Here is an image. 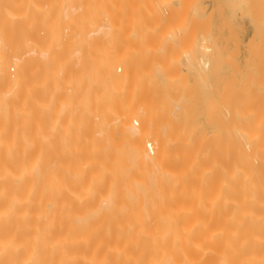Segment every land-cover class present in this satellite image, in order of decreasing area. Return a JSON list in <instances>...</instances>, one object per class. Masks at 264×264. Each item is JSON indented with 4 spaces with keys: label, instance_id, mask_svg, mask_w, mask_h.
I'll return each instance as SVG.
<instances>
[{
    "label": "bare ground",
    "instance_id": "1",
    "mask_svg": "<svg viewBox=\"0 0 264 264\" xmlns=\"http://www.w3.org/2000/svg\"><path fill=\"white\" fill-rule=\"evenodd\" d=\"M41 1L43 2L0 0V264H264V111H262L264 108L262 109V103H260L261 107L255 105L264 98V88L262 85L261 88L244 86L240 81V88L237 91L243 85L240 90L241 99L238 98L241 104L239 105L235 101L230 104L228 96L234 85L232 87L229 85L234 80L230 84L229 81H226L225 90L229 92L228 94L222 92L223 96H221L222 103H226L225 97L229 102H227V109H225V105L223 106L225 110L229 109L230 113L233 112L234 115L236 113L234 107L237 105L240 106H237L239 115H247V110L250 111L252 105L254 108H261V110L254 111L251 114L252 117L240 118H233V114V116L229 114L230 117L225 118V114L228 115V112L223 111L222 113L225 112V114H221L225 119L219 122L220 126L218 129L216 128V131L212 130V132L218 131V134L208 135L204 133L201 124L199 125L197 117L194 116L195 119H192L194 114L189 119L181 115L182 112L179 113L181 117L179 114H176L179 117H174V111L171 112L175 105L172 101V93L176 95L177 92L173 88H176L177 85L168 84L172 85L169 87L164 84L167 87L157 88L155 82L157 79L150 75V72L155 75L154 70H151L153 62L158 59L164 63L163 61L167 59L169 62H165L164 65L161 63V67L165 68L163 70L166 72L165 74L162 70L163 75L169 78H165L166 82L170 80L172 83H177L180 80H176V78L174 80L173 77L180 69L177 71L176 64H179L177 59L178 56L182 57L180 54L183 50L177 49L180 51L178 55L174 47H177L176 43L180 45L182 42L183 36L180 33L182 35L187 33L188 27L186 30L180 28V24L183 22L179 23V20L183 18L186 20L184 16L190 10L187 6L193 2L185 4V0L181 1V6L183 5L184 8L186 6L188 12H184L186 13L184 14V10L182 11L183 18L182 13L176 14L177 19L170 15L175 11L168 10L170 14L166 13L168 14L167 17L165 16L166 23H170L167 24L169 27L166 29V33L164 32L162 35H165L169 41L167 40V51L164 49L163 54H160L163 49L158 45L165 39L159 32L165 30V26H162L163 29L161 28L162 24L160 23L162 22L158 19L162 15L156 16L157 20L154 24L152 23L153 25L149 23L152 27L148 22L140 24L145 29L148 27L147 25L152 28V30L148 28L150 32L148 29L146 30L149 32V36L159 33L156 34L157 37H152L154 39L162 37V40L159 38V43V39L155 41L158 44L154 43L156 47H161V50L159 49L160 55L158 56L156 50L149 49L153 45L152 40H154L150 38L149 54L146 52L143 54L144 51H141L140 55L145 57L146 54L148 55L146 59L150 58L151 54L153 57L158 56L157 59L148 58L150 61L147 60L149 61L147 63L151 64L147 66L149 67L147 72L151 70L149 76L145 71L147 77H152L148 80L155 84L154 88L141 89L139 94L134 96L138 101L137 105L131 104V106L130 103L134 99L133 93L136 91V81L133 72L135 64L132 63L135 57L130 53L133 52L138 57V49L136 50V47L135 50L132 49V52L126 54L116 53V49L122 47V45L118 46V41L123 42L127 39L123 36H126V33L131 34L133 28L131 22L135 19H132L131 14V17L128 16L131 21L127 19L130 25L127 21L123 25L121 23L122 27H120L117 14L123 10L126 12L127 4L129 2L132 5V0ZM157 1H154V5L162 4V0ZM34 2L36 5L38 4L37 6L46 2L45 6L41 5L45 8H42L41 11V7L36 6L38 11L37 8L35 9ZM138 4H134V6ZM154 5L153 7H155ZM121 6H125L126 9ZM263 6L264 4H262ZM119 7L123 10L120 9L117 12ZM159 7L162 8V5ZM167 7L169 8V6ZM255 8L257 9V7ZM259 9L262 11L261 6ZM209 12L211 13V10ZM41 16L45 19V21L43 20L44 24ZM115 16H117L116 20H114ZM153 16L155 17V15ZM259 16L261 15L259 14ZM165 17L163 16V20ZM173 17L180 26L176 27V22L172 20ZM34 18L40 19H36L37 21L34 22ZM190 18L192 17L190 16ZM172 22H175V26ZM33 23H38L40 27ZM124 24L128 28L132 26L129 30L126 29V31L128 30L126 33ZM33 25L42 27L43 31L39 32L40 29L37 28L39 29L37 30ZM178 27L181 29L180 32L177 30ZM135 28L137 26H134L133 32L137 30ZM35 29L41 35L37 34ZM182 29L186 33L185 31L181 32ZM204 29L207 30L206 27ZM92 30L95 32L91 33ZM190 30L194 31L193 27ZM202 31H198V33H202ZM189 35L191 36V34ZM193 35L195 36L196 32ZM231 35L230 33L229 36ZM35 36L36 40L40 38L39 42L41 40V43L43 41L45 45L50 39V42H56V39V43H60L64 39H70V36L71 39L75 36L79 42L87 38L88 42L91 36L94 41L96 39L99 49L94 42L93 45L95 44L96 48L93 46L94 48L92 47L93 49L91 48L92 50L89 52L98 50V56L87 53L86 47H83L86 49L84 51H82L83 48L78 50L82 53L86 52L87 58L89 55L97 57L95 67L91 69L92 66L88 68L86 65H92L93 61L91 64L89 61L85 65L86 53L78 54L82 55L81 59L84 61V65H82L84 69L82 66V68L79 67L80 71L82 69L80 72L82 86L74 87L72 72L67 74L66 67H64L67 66V62H63L62 68H65V70L61 68L63 74L59 68H54L59 70L58 74L60 73L57 80L63 79L61 74L62 76L68 75L67 78L63 77L66 81L69 76L71 77L68 80L71 81V86L69 83L70 87L68 84L66 85L64 79V81L62 80L64 84L59 81L60 85H64L63 87H60L56 81L58 84L54 83L57 87V89L54 88V92L47 89L50 85L45 80L47 76H45L46 73H43L44 68L41 69L44 66L39 63L42 58H46L45 55H50L49 47L46 48L47 46L44 45L48 50L41 54L40 48L39 54L42 57L39 61H37L39 57L35 60L42 66L39 70L44 74H42L44 77L41 75L44 78L43 84L40 83L43 88L38 93L34 91L32 78L35 77L32 67L34 70L35 63H33L34 59L31 58V54L34 57L35 54L32 52H37L38 50L34 48L39 46H34ZM205 37L204 39H207ZM192 38L194 39V37ZM47 39L48 41H46ZM131 39L128 38V42ZM136 39L137 34L133 40ZM211 39H213L212 36ZM186 40L188 41V39ZM70 41L73 42V40ZM134 41H130V45L138 46V39L135 41L136 43H133ZM128 42L124 44L125 46L123 45V49L130 47ZM209 42H213V40L209 39ZM257 43L254 46H257ZM61 45L62 43L58 44L59 47ZM156 47L154 48L156 49ZM45 48H42V51H45ZM172 49H175L176 52L173 51L172 58H168L170 56L168 53ZM204 50L206 51V49ZM215 51L217 52V50ZM94 52L92 53L94 54ZM253 53L249 55L252 56ZM182 54L185 57L182 60L183 63L187 61L188 64L186 59L188 54ZM262 54L264 56V53ZM161 55L165 57V60L164 57L162 60L159 59V57L162 58ZM180 58L181 61L182 58ZM217 59L219 58H216V62ZM229 59L231 60V58ZM205 60H203L205 68L202 67L204 71L209 66V60H207L208 62ZM190 61L192 62V59ZM194 62L198 61L194 60ZM200 62L202 61L200 60ZM200 62L197 67H200ZM81 63L83 64L82 61ZM213 63L215 64V62ZM156 68L159 66L156 65ZM162 68L159 70L161 71ZM250 70L247 74L251 76ZM177 75L175 76L177 77ZM182 77L184 78L183 75ZM222 77L224 78V76ZM230 77L233 79L232 75ZM251 77L249 78L252 79ZM203 78L205 77L203 76ZM262 81L260 83H263ZM200 82L202 81L200 80ZM152 84L151 86H153ZM65 85L69 87H67V91L62 90L66 87ZM192 86H186L184 90H188ZM162 87L164 89H161ZM166 88L168 90H165ZM214 88L216 89V87ZM129 89L132 91V96L128 93ZM254 92H257L258 102L254 99L255 96L251 95ZM236 94L239 95L238 92L234 93V95ZM249 97H253L252 100ZM174 98L176 99L177 96ZM199 98L197 97V99ZM191 99L193 100V98ZM160 101L165 102L162 105ZM247 102L253 103L248 104ZM157 103L161 106L158 104L156 107ZM210 103L215 104V100L211 99ZM211 105L209 106L207 103L212 111L213 107L215 109V105ZM249 105H251V109ZM35 111L44 118L53 116L58 129L68 131L69 135L61 136L63 139H70L71 132L69 131L78 123L83 129L81 138L84 150L77 147L79 150L75 148L74 151L68 149L69 151L52 152L47 148L43 150L45 145H41L43 146L41 149L36 148L32 130L35 120L33 116L37 115ZM92 119L96 124L91 123ZM212 120L209 119L211 122ZM114 124L115 128L119 130L118 134L114 133Z\"/></svg>",
    "mask_w": 264,
    "mask_h": 264
},
{
    "label": "rangeland",
    "instance_id": "2",
    "mask_svg": "<svg viewBox=\"0 0 264 264\" xmlns=\"http://www.w3.org/2000/svg\"><path fill=\"white\" fill-rule=\"evenodd\" d=\"M50 1V0H49ZM131 1V0H130ZM135 1V2H134ZM143 1V2H142ZM150 1V2H149ZM152 0H140V2H139V0H138V2H137V0H132L131 1V3H132V5L131 4H129V2H128V4H127V9H130L129 11L126 9V8H124L125 6H121V7H123L124 9H126V12L123 10V8H120L119 7V9L117 10V12L118 11H120V9H122L123 10V12L122 11H120V12H118V13H120V14H117V13H115V14H117V15H119L118 17H119V23L120 24H118L120 27H122V25H123V23H126L127 21V23L129 24L130 22H129V20H127V19H130V17H131V14H132V19L133 18H135V19H133L134 21L133 22H131V23H133V28H132V26L130 27V28H132L133 30H134V26L136 27L137 26V28H135V29H137V30H135L134 32L132 31V29H131V34H129L128 35V33H126V32H128V30L130 29V28H128L127 26H126V24H124V26H126L124 29H125V35L127 36H123L124 38H132L131 40H129V42H128V40L127 39H123V37H121L124 41H126V42H124L122 39V41L123 42H119L118 41V46H121L122 45V47H118L117 49H116V53H119V54H122V53H124V54H126V53H129V52H132V49H134L135 50V48H136V50L138 51V57H137V55L136 54H134L133 52V54L132 53H130L131 55H133L134 57H135V60L132 62V63H134L135 64V66L133 67V72H134V75H135V77H134V79H135V81H136V91L133 93V98L134 99H132V102L130 103V105L132 104L133 106H135V105H137V103H138V101L136 100V98L134 97L136 94H139V92H140V90L141 89H143V90H145V89H147V88H154V82L152 81V79H151V81L152 82H150V80H148L149 78H155V79H157L158 80V82H157V80L155 81L156 82V85H157V88H160L161 86H165L164 84H166V85H168V84H175V85H177L176 86V88H178V89H176L175 87L173 88L177 93H176V95H175V93H172V97H173V99H172V101H174V103H175V105H174V107H173V109H172V113H173V111H174V117H181V115H184L186 118H188L189 119V117L191 118V115H193L192 116V119L194 120L196 117V120L198 121V123H199V125L201 126V127H203L204 128V133L205 134H208V135H211V133H217V132H215L217 129H218V127L220 126V125H218V124H220L219 122H221V121H223L227 116H228V118L230 117V115L229 114H231L230 113V111H229V109L228 110H225V109H227V107H228V100L230 101V104H232V103H234V101L237 103H239V99H241L240 98V90L243 88V85L245 86V85H249V86H252V87H259V88H261V85H262V87L264 88V72H263V69L261 68V67H264V62H263V65L261 64L262 63V61H264V56H263V54L262 53H264V6L262 7V4H264V0H261V1H258V0H159V1H161V5H162V8L161 7H159V6H161L159 3H155L156 5H154V1L155 0H153L152 2H151ZM157 1V0H156ZM166 1V2H165ZM181 1H184L185 2V4L188 2V4L192 1L193 2V4L192 3H190V7L189 6H187L188 7V12L186 11L187 9H186V6H185V8L184 7H182L181 6ZM245 1V2H244ZM42 3L43 1H41V0H37V2L36 3ZM146 2V3H145ZM158 2V1H157ZM180 2V3H179ZM237 2V3H236ZM240 2V3H239ZM249 2H251V3H249ZM261 2V3H260ZM35 3V2H34ZM36 3H35V9L37 8V7H41V11H42V8L44 9L45 7V3H43V4H41V5H44V6H41L40 4V6H37L36 5ZM126 3H127V1H126ZM137 4V3H139L138 5H139V7H138V5H135L134 6V4ZM145 3V4H144ZM254 3H255V5H254ZM257 3H259L258 5H257ZM142 4V5H141ZM147 4V5H146ZM159 4V5H158ZM184 4V3H183ZM249 4V5H248ZM130 5V6H129ZM144 5V6H143ZM153 5L155 6V7H153ZM192 5V6H191ZM237 5H240V6H238L237 7ZM242 5V6H241ZM261 6V10L262 11H260V9H259V7ZM37 6V7H36ZM152 6V7H151ZM158 6V7H157ZM167 6H169V8L167 7ZM205 6V7H204ZM128 7H130V8H128ZM133 7H134V12H133ZM142 7V8H141ZM164 7H167V8H165L166 10H167V12H166V10L164 9ZM182 7V8H181ZM203 7V8H202ZM245 7H248V8H246L245 9ZM255 7H257V9L259 10H257ZM151 8H153V9H150ZM175 8V9H174ZM202 8V9H201ZM220 8V9H219ZM241 8V9H240ZM35 9H34V11H35ZM147 9V10H146ZM156 9V10H155ZM162 9V10H161ZM171 9V10H170ZM172 9H174V10H172ZM178 9H180V10H178ZM182 9V10H181ZM193 9V10H192ZM198 9H199V11H198ZM37 10H38V8H37ZM139 10H141V11H139ZM152 10H153V12H154V14L152 13ZM164 10V11H163ZM168 10L171 12H174L175 11V13H172V14H170L169 12H168ZM184 10V11H183ZM203 10V11H202ZM211 10V13L209 12ZM258 12H257V11ZM39 11V10H38ZM131 11V12H130ZM182 11H183V13L184 12H187L188 14L187 15H185L184 16V14H186V13H182ZM250 11V12H249ZM137 12V13H136ZM148 12V13H147ZM155 12H158V13H156L155 14ZM163 12V13H162ZM178 12V13H177ZM191 12V13H190ZM200 12V13H199ZM203 12V13H202ZM260 12V13H259ZM145 13V14H144ZM165 13V14H164ZM166 13H169L171 16H174L175 17V19H177L178 18V16L177 15H180V13H182L181 14V16L183 15L184 17H185V19L186 20H184V18H183V16H182V18L183 19H180V17H179V23H182V24H178V22L176 21V20H174V17L172 18V20L173 21H175L176 22V27H177V25L178 26H180V28L182 27L183 29H187V27H188V30H186L187 31V33H186V31L185 30H183V31H181V32H183L184 33V31H185V35H182L181 33H180V35L181 36H183L181 39H182V42H181V44L180 45H182V46H180L178 43H176L175 45H177V47H174L175 49H176V51L178 52V55L180 54V51H184V50H186L185 52H181V54H180V56H182L181 58L178 56V55H175V56H178V62H179V64H176L177 66V71H178V69H179V71H178V75L177 74H175V75H177V77L174 75V80H175V78H176V80L178 79H180L179 81H177V83L175 82V83H172V81H170V80H168L167 82H166V80H165V78L167 79L168 77H166V75H163L164 73H162V70L163 69H165V68H162L161 66L162 65H164V63L166 62H169V61H167V59H166V61H163L164 63H162L161 61H158V59H157V57L160 55V54H163L164 53V49L166 50V48H168L167 47V40H168V38H166L165 37V35H162V33H164L165 31H166V29H168V25H169V23L170 22H167L166 23V21H167V19H166V17L168 16V14H166ZM222 13V14H221ZM34 14H37V13H35L34 12ZM38 14H40V13H38ZM130 14V15H129ZM135 14H138V15H135ZM155 15V17L153 16V15ZM164 14V15H163ZM175 14V15H174ZM177 14V15H176ZM195 15V16H193V15ZM201 14H202V16H201ZM208 14V15H207ZM251 14V15H250ZM259 14L261 15V16H259ZM41 15V14H40ZM40 15H38V16H40ZM121 15V16H120ZM149 15V16H148ZM157 15H162V16H157ZM189 15V16H188ZM36 15H34V17H35ZM127 16V17H126ZM128 16H130L129 18H128ZM150 16H151V18H152V20H151V18H150ZM156 16L158 17V19H159V21L160 22H162V23H160V24H162L161 25V28H162V26H165V30H163V32H161V31H159L160 33H161V35L163 36V37H165V39L164 40H162V37H159V38H161V40L163 41H161L160 42V39L159 38H156V39H154V37H152V36H155V37H157L156 36V34H159V33H156L155 35H150L149 36V32H150V30L148 29V28H150L151 30H152V25L154 24V22H155V20H157L156 19ZM163 16L165 17V20H163ZM177 16V17H176ZM187 16V17H186ZM190 16L192 17V18H190ZM200 16V17H199ZM206 16V17H205ZM37 17V16H36ZM42 17V16H41ZM117 16H115L114 17V20H116L115 18H116ZM139 17V18H138ZM143 17H144V19H143ZM161 17V18H160ZM190 19H192V20H190ZM196 17V18H195ZM205 17V18H204ZM262 17V18H261ZM146 18V19H145ZM149 18V19H148ZM154 18V19H153ZM261 18V19H260ZM35 19V18H34ZM37 19V18H36ZM33 20L34 22L35 21H37V20H39L40 18H38L37 20ZM42 19V23L45 21V19H43V17L41 18ZM138 19H140L139 21H138ZM206 19V20H205ZM44 20V21H43ZM144 20H146V21H143ZM148 20V21H147ZM150 20V21H149ZM154 20V21H153ZM163 20V21H162ZM181 20H184V21H181ZM189 20V21H188ZM195 20H196V22H195ZM202 20H203V22H202ZM208 20H210V21H208ZM32 21V22H33ZM118 21V20H117ZM117 21H115V22H117ZM130 21H131V19H130ZM192 21V22H191ZM198 21H200L198 24H197V22ZM40 22V21H39ZM138 24V22H139V24L137 25L136 23ZM146 22V23H145ZM147 22H148V24L149 23H153L152 25L151 24H149L151 27H149V25H147L148 27L145 29L144 28V26H142L143 24H147ZM175 22H172V24H174V26H175ZM191 22V23H190ZM195 22V23H194ZM41 23V22H40ZM41 23V24H42ZM121 23H122V25H121ZM158 23V22H157ZM33 24H38V23H33ZM44 24V23H43ZM42 24V25H43ZM136 24V25H135ZM140 24H142V25H140ZM168 24V25H167ZM184 24V25H183ZM185 24H187V25H185ZM194 24V25H193ZM195 24H197V25H195ZM255 24V25H254ZM41 25V26H42ZM130 25V24H129ZM132 25V24H131ZM183 25V26H182ZM200 25V26H199ZM208 25V26H207ZM35 25H33V27H34ZM37 26V25H36ZM38 26L40 27V25L38 24ZM34 27V28H39V27ZM167 26V27H166ZM185 26V27H184ZM207 28V30H203V28H205V27ZM145 27H146V25H145ZM190 27V28H189ZM192 27H193V29H194V31L192 30H190L189 31V29H192ZM199 27V28H198ZM203 27V28H202ZM224 27V28H223ZM160 28V29H161ZM179 27H178V31L179 30H181ZM196 28V29H195ZM35 29V30H36ZM40 29V30H39ZM39 29H37V30H39V32L41 31H43V29H42V27L41 28H39ZM42 29V30H41ZM91 29V28H90ZM126 29H128L127 31H126ZM148 29V31H146ZM163 29V28H162ZM161 29V30H162ZM32 30H34L33 28H32ZM35 31V32H37V34L39 33L38 31ZM203 30V31H202ZM210 30H211V32H210ZM259 30V31H258ZM261 30H262V32H263V34H262V32H261ZM178 31H176V32H178ZM198 31L199 32H201L202 31V33L205 31L206 32V37H205V32H204V34H203V36L205 37V38H207V39H204V37L202 36V33H198ZM222 31V32H221ZM32 32V31H31ZM93 32H95V31H93L92 30V32L91 33H93ZM180 32V31H179ZM178 32V33H179ZM189 32H192L193 34L196 32V35L194 36L192 33H189ZM207 32H208V34H207ZM255 32V33H254ZM166 33V32H165ZM177 33V34H178ZM200 35V38H198V34ZM230 33L232 34L231 36H229L230 35ZM35 34V33H34ZM36 34V35H37ZM40 35H41V33H39ZM136 34H137V39H138V42H137V44H138V46L136 45L135 47L134 46H131L130 45V41H134L133 39H135V37H136ZM151 34V33H150ZM189 34H191V36L189 35ZM255 34V35H254ZM33 35V34H32ZM44 35V34H43ZM90 35H92V34H90ZM89 35V36H90ZM94 35H95V33H94ZM187 35V36H186ZM210 35V36H209ZM253 35V36H252ZM67 36H69V35H67ZM67 36H65V38H67ZM75 36H77V35H75ZM75 36H73V39H71V36H70V39L68 38V39H64V40H62V41H60V43H56L57 42V40L55 39V41L56 42H50L51 41V39H50V41H48V39L46 40V41H48V44H49V42H50V45L48 46V44L46 43V45H45V43L42 41V43H41V40H40V42H39V39H37L36 40V36H35V40H36V43H34V46H38L37 48H34L35 50H38L37 52H32L33 54H35L34 55V57H33V55L31 54V58H33L34 60V62L33 63H35L34 64V70H33V67H32V72H34V77L35 78H32L31 80L34 82V84L32 85V87H33V89H34V91L35 92H40L41 91V89L43 88V86L41 85V84H43V82H42V80L44 79L43 77V75L45 74V76H47V78L45 77V80H47L49 83H47V84H49L50 85V87H47V89L49 88L52 92H54L55 90H54V88H56L57 89V87H56V84H58L59 83V85H60V82L59 81H61L62 82V80L64 81V77L66 76V78L68 77V75H63L62 76V74H63V70H65V68L63 69L62 67L64 66H62V64H63V62H67L66 63V65L67 66H64V67H66V72H67V74H69V72L71 73L72 72V76L71 77H73L72 78V81H73V85H74V87L76 86V87H78L79 88V85H81L82 86V84L83 83H80V82H83L82 81V75H81V71H82V69H81V71L79 70L80 68H82L83 66L82 65H84V61L81 59V58H83L82 57V55H78V54H80V53H82V52H79L80 51V48H85L86 47V49L88 50V52L87 53H90L89 51L90 50H92L94 47L93 46H95V44H96V46H97V48H98V42H96V39H95V41H94V38L92 37H89V41L87 42V40H88V38L86 39V40H81V42H79L78 41V39L75 37ZM159 36V35H158ZM179 36V35H178ZM211 36H212V38L213 39H211ZM39 37V36H38ZM37 37V38H38ZM41 37V36H40ZM45 37V36H44ZM74 37H75V40H74ZM192 37H194V39L192 38ZM197 37V38H196ZM202 37H203V39H202ZM83 38V37H82ZM97 38V37H96ZM153 38L154 40H152V42H151V39ZM185 38V39H184ZM210 39V41H212L213 40V42H209V39ZM238 38V39H237ZM32 39H33V36H32ZM46 39V38H45ZM45 39H44V41H45ZM77 39V40H76ZM81 39V37L79 38V40ZM136 39V40H137ZM157 39H159L158 40V43H156L155 41L157 40ZM183 39H184V41H183ZM186 39H188V41L186 40ZM191 39H193V40H191ZM70 40H73V42L72 41H70ZM135 40V41H136ZM186 40V41H185ZM201 40V41H200ZM203 40H204V42H203ZM207 40H208V43H207ZM252 40V41H251ZM63 41H64V43H63ZM133 42V43H136V42ZM169 41V40H168ZM193 41V42H192ZM34 42V41H33ZM71 44H70V43ZM86 42V43H85ZM94 42H96L94 45H93V43ZM128 42V44L130 45V47L128 46V48H130L129 50H127L128 48H126V49H123L124 47H123V45L125 44V43H127ZM153 43V45H151L152 47H150V44L151 43ZM192 44V48H191V44ZM249 42V43H248ZM258 42V43H257ZM260 42V43H259ZM62 43V45H61V47H59L58 46V44L60 45ZM82 43V44H81ZM154 43H156V44H158L159 46H161L162 47V49H163V51H161L162 53H160V50H161V47L159 48V47H156L155 45H154ZM180 43V42H179ZM256 43L258 44L257 46H254V44L256 45ZM120 44V45H119ZM127 44V45H128ZM161 44H163V45H161ZM190 46H188V45ZM204 44H206V45H204ZM214 46H216V47H214ZM43 45V46H42ZM44 45L45 46H47L46 48H48V49H50V50H48V49H46L45 47H44ZM127 45H126V47H127ZM135 45V44H134ZM166 47H165V46ZM169 45V44H168ZM209 45V46H208ZM225 45V46H224ZM96 46H95V48H96ZM125 46V45H124ZM188 46V47H187ZM204 46H206V47H203ZM253 46V47H252ZM259 46V47H258ZM59 47V48H58ZM93 47V48H92ZM100 47V46H99ZM132 47H134V48H132ZM150 47V48H149ZM154 47H156V49L154 48ZM209 47V48H208ZM219 47V48H218ZM251 47V48H250ZM40 48H41V50H40ZM42 48H45L44 50L45 51H42ZM61 48V49H60ZM82 49V51H84V50H86V49ZM92 48V49H91ZM153 49V51L154 50H156V52L158 53V56H156V57H153L152 56V54L151 55H149L150 56V58H153V59H157L156 60V62L158 61L159 62V64H158V62L156 63V62H153V66H151V70L153 71V73H155V75L154 74H152V72H150V75H153L152 77H147V76H149V72H147L149 69V67H147L148 65H151L150 63L148 64L147 62H149L150 60V58L148 59H146V57L148 56L147 54H146V57L144 56V55H140V53H141V51L143 52V54H145V52L146 53H148L150 50L149 49ZM158 48V49H157ZM181 48V49H180ZM184 48H186V49H184ZM207 48H208V50H207ZM239 48V49H238ZM261 48V49H260ZM34 49H33V51H34ZM99 49V48H98ZM160 49V50H159ZM174 49V50H175ZM177 49H180V51L179 50H177ZM193 50L192 52H191V50ZM204 49H206V51L204 50ZM218 49L220 50L219 52H218ZM252 49H253V51H252ZM258 49V50H257ZM42 52L41 54H43V52H46L47 50L48 51H50V52H48L50 55H48L47 53V56L45 55V57L49 60V62H48V60L45 58H42V60H40L41 59V57L42 56H40V54H39V52L40 51ZM79 50V51H78ZM97 50V49H96ZM95 50V51H96ZM124 50H127L126 52L124 51ZM133 50V51H134ZM146 50V51H145ZM148 50V51H147ZM173 49H172V51H170V53H168L170 56L168 57V55L167 54H165V56H167L168 58H172L171 56L174 54V53H172L173 51H174ZM189 50H190V52H189ZM203 51V52H200V51ZM215 50H217V52L215 51ZM223 50V51H222ZM167 51V50H166ZM165 51V52H166ZM176 51H174V52H176ZM222 51V52H221ZM234 51V52H233ZM92 52H94V51H91V55H95L96 54V56H98L97 54V52H98V50H97V52H94V54L92 53ZM250 52V53H249ZM254 52V53H253ZM83 53H86V52H83ZM82 53V54H83ZM87 53L85 54L86 55V57H85V55H84V57L85 58H87ZM137 53V52H136ZM152 53V52H151ZM154 53V52H153ZM160 53V54H159ZM167 53V52H166ZM182 53H186V55H187V57H186V59L188 60V64H187V61H186V63H183V58L185 59V57H183V54ZM208 53V54H207ZM217 53V54H216ZM221 53V54H220ZM234 53V54H233ZM253 53V55L252 56H250L249 54H252ZM257 53H258V55H257ZM37 54V55H36ZM39 54V55H38ZM149 54V53H148ZM172 54V55H171ZM176 54V53H175ZM192 54V55H191ZM220 54V55H219ZM89 55V54H88ZM91 55H89V58H87V59H85L86 61H85V65L87 64V63H89V61H90V64H91V62H92V65H86V67H88V68H90L91 66V69L92 68H94L95 67V60H96V56L95 57H93V56H91ZM202 55V56H201ZM216 55V56H215ZM230 55H231V57H230ZM233 55V56H232ZM36 56V57H35ZM91 56V57H90ZM162 56V55H161ZM201 56V57H200ZM204 56H206V57H204ZM258 56V57H257ZM37 57H39V59L37 58ZM143 57H145V58H143ZM163 57L164 56H162V58L161 57H159V59L160 60H162L163 59ZM209 57V58H208ZM215 57V58H214ZM231 58V60L229 59V58ZM257 57V58H256ZM36 58H37V61H39V63L41 64V65H43L44 67H42L37 61L35 62V60H36ZM179 58L181 59V61L179 60ZM194 58V59H193ZM216 58H219V59H217V62H216ZM256 58V59H255ZM153 59H151L152 61H155V60H153ZM192 59V62L190 61ZM202 61V62H200V60ZM206 59V60H205ZM215 60V61H213V60ZM251 59V60H250ZM51 60V61H50ZM80 60V61H79ZM147 60H149V61H147ZM164 60H165V57H164ZM170 60V59H169ZM194 60L195 61H198V62H194ZM203 60H205V61H207V60H209V62H208V64H209V66H208V68H206V70L204 71V66H203ZM219 60V61H218ZM228 60V61H227ZM249 60V61H248ZM260 60V61H259ZM42 61V62H41ZM62 61V62H61ZM81 61L83 62V64L81 63ZM233 63H232V62ZM237 61V62H236ZM248 61V62H247ZM259 61V62H258ZM51 62V63H50ZM58 62H60L61 63V65H60V63H58ZM178 62H176V63H178ZM199 62H200V67L198 66L197 67V65H199ZM213 62H215V64L217 65H215ZM39 65H38V64ZM161 63H162V65H161ZM182 64V66H181V64ZM197 63V64H196ZM59 64V66H61V67H57V65ZM81 64V65H80ZM184 64H186L185 66H184ZM213 64H214V66H216L217 67V69H216V67H215V69H214V66H213ZM257 64V65H256ZM38 65V66H37ZM156 65H158L159 66V68H162L161 69V71L159 70V68H156ZM190 65V66H189ZM82 66V67H81ZM90 66V67H89ZM166 66H167V64H166ZM192 66V67H191ZM244 66V67H243ZM261 66V67H260ZM40 67H42L41 69H43L44 68V74L40 71L41 69H40ZM56 67V69H58L59 68V70L60 71H62L61 73V77L63 78L62 80H61V78H60V80L58 81L57 79H59V77H60V73L58 74L57 73V71H59V70H55L54 68ZM80 67V68H79ZM153 67V68H152ZM168 67V66H167ZM166 67V68H167ZM202 67H204L203 69H202ZM211 67H213V68H211ZM233 67H234V69H233ZM61 68L63 69V70H61ZM71 68V69H70ZM40 69V70H39ZM73 69V70H72ZM83 69H84V67H83ZM148 69V70H147ZM157 69H158V71H157ZM251 69V70H250ZM259 69V70H258ZM55 70V71H54ZM199 70H201V71H199ZM213 70V71H212ZM234 70H235V72H234ZM249 70H250V73L252 74L251 76L250 75H248L249 74ZM260 70H262V71H260ZM43 71V70H42ZM148 73H146V72ZM160 71V72H159ZM164 72H165V70H163ZM208 71H211L210 73L208 72ZM65 72V71H64ZM261 72V73H260ZM120 73H122V72H120ZM145 73H146V75H145ZM212 73H213V75H212ZM248 73V74H247ZM43 74V75H42ZM165 74H166V72H165ZM198 74H199V76H198ZM200 74H204V75H200ZM236 76V78H235V76ZM43 77H42V76ZM71 75V74H70ZM182 75L184 76V78L182 77ZM185 75H186V77H185ZM219 75V76H218ZM230 75H232V78L233 79H231V77H230ZM238 75V76H237ZM257 75H259V76H257ZM168 76H169V74H168ZM202 76V77H201ZM203 76L205 77V78H203ZM222 76H224V78L222 77ZM234 76V77H233ZM248 76V77H247ZM254 76H256V77H254ZM260 76H262V77H260ZM40 77H42V78H40ZM70 76H69V79H67V81H66V79H65V84L67 85L68 83L70 84V86H71V81L69 82L68 80H70V78H71ZM198 77H201V78H198ZM227 77V78H226ZM249 77H251L252 79L253 78H255V79H250ZM257 77H259L260 78V80H259V78H257ZM182 78V79H181ZM223 78V79H222ZM257 78V79H256ZM263 78V79H262ZM74 79V80H73ZM169 79V78H168ZM203 82H200V80ZM202 79H205V80H202ZM228 79V80H227ZM182 80H183V83H182ZM194 80V81H193ZM225 80V81H224ZM234 80V81H233ZM255 80H259V81H255ZM263 80V81H262ZM41 81V82H40ZM44 81V80H43ZM58 83H57V82ZM148 81H149V83H148ZM226 81H229V84H230V82L231 81H233L229 86H231L232 87V85H234V87H232L231 89H230V91L231 92H233V93H229V96H228V100H226V97H225V101H226V103H222L223 102V100H221L222 99V97L221 96H223V93L222 92H224V93H226V94H228V92L229 91H226L225 90V87H226ZM240 81L242 82V88L239 90V91H237V89L238 88H240L239 86V83H240ZM260 81H262L263 83H260ZM56 82V84H54ZM174 82V81H173ZM237 82V83H236ZM32 83V82H31ZM41 83V84H40ZM151 83H153L152 85L153 86H151ZM183 84V86H181L182 84ZM200 83H201V85H200ZM216 83V85H213V84H215ZM55 86H54V85ZM61 84H64L63 82L61 83ZM69 84H68V86H69ZM159 84H161V85H159ZM227 84H228V82H227ZM241 84V83H240ZM59 85H58V87H59ZM65 85V86H66ZM159 85V86H158ZM179 85V86H178ZM192 86V88H190V89H192V91H189L190 89L188 88V90L186 91V90H184L185 89V87L186 86H188V87H191ZM204 85V86H203ZM64 86V85H63ZM62 85H60V87H63ZM68 86H66V87H64V88H62V90L63 89H67V87ZM69 86V87H70ZM169 86V85H168ZM68 87V88H69ZM165 87H167V86H165ZM169 87H172V85L171 86H169ZM169 87H168V89H169ZM180 87V88H179ZM214 87H216V89L214 88ZM156 88V87H155ZM196 88H197V90H196ZM203 88H205V89H203ZM214 88V89H213ZM227 88H230V87H228L227 86ZM61 89V88H60ZM161 89H164L163 87L161 88ZM167 88L165 89V90H168ZM210 89V90H209ZM222 89V90H221ZM164 90V91H165ZM223 90H225V91H223ZM228 90V89H227ZM67 91V90H66ZM175 91H173V92H175ZM186 91V92H185ZM196 91V92H195ZM199 91V92H198ZM50 92V91H49ZM52 92H50V93H52ZM132 91L129 89L128 90V93H129V95L131 94V96H132V93H131ZM167 92V91H166ZM180 92V93H179ZM239 93V95L237 96V94L236 95H234V93ZM37 93H35V94H37ZM187 93V95H185ZM198 93V94H197ZM206 93V94H205ZM222 93V94H221ZM173 94H174V96L176 97L177 96V101H176V99L174 98V96H173ZM189 94V95H188ZM197 94V95H196ZM233 94V95H232ZM254 95L255 96V100L258 102V98H256V97H258V96H256L257 95V92H254V93H251V95ZM38 95V94H37ZM40 95V94H39ZM230 95H232V96H230ZM250 94H249V96H251ZM203 96V97H202ZM225 96H227V95H225ZM236 98H235V97ZM242 96V95H241ZM253 96V97H254ZM38 97V96H37ZM36 97V98H37ZM197 97H200L199 99H197ZM202 97V98H201ZM243 97V96H242ZM252 97V98H253ZM191 98H193V100L191 99ZM205 98V99H204ZM233 98H235V99H233ZM239 98V99H238ZM252 98L251 97H249V99L250 100H252ZM206 99H207V101H206ZM211 99H214L215 100V104L214 103H210V100ZM36 100V99H35ZM191 100H192V102H191ZM195 100H197V101H195ZM220 100V101H219ZM248 100V99H247ZM201 101V102H200ZM209 101V102H208ZM224 101V102H225ZM241 102H242V100H240ZM249 101V100H248ZM254 101V100H253ZM256 101H254L255 103H256ZM261 101V102H260ZM259 101V105L256 103L255 105L257 106V107H261L260 106V103H262L263 105H262V109L264 108V98L262 99V100H260ZM161 102V101H160ZM164 102L165 101H163V103H162V105L164 104ZM204 102H206L205 104H204ZM212 102V101H211ZM214 102V101H213ZM221 102V103H220ZM228 102V103H227ZM245 102H246V100H245ZM181 103V104H180ZM183 103V104H182ZM196 103V104H195ZM207 103H209V106H212L211 104H213V106L215 105V109H213L212 108V111H211V108L209 109V106H207ZM248 103V102H247ZM251 103H253V102H251ZM251 103H248V104H251ZM158 104L159 103H157V104H155V106L156 107H158ZM180 104V105H179ZM192 104H193V106H192ZM241 103H239V105H240ZM131 105V106H132ZM160 106H161V104H159ZM187 105V106H186ZM195 105V106H194ZM217 105V106H216ZM222 107H221V106ZM225 105V109L223 108V106ZM254 105V106H255ZM37 106V105H36ZM178 106V107H177ZM231 105H229V107H230ZM235 106V105H234ZM238 106V105H237ZM237 106H235L234 108H235V110H234V112H236L235 113V115H236V117H234L235 115L233 114V112H232V114L234 115H232L233 116V118H240V117H252L251 116V114H253L254 113V111L256 112V111H258V110H261V108H254L253 107V105H252V109H251V105H249L250 106V109L251 110H253V111H249V109L247 110L248 112V114L247 115H239L238 113V108H237ZM248 106V107H249ZM177 107V108H176ZM190 107V108H189ZM194 107H196V109H194ZM207 107V108H206ZM220 107V108H219ZM238 107H240V106H238ZM185 108V109H184ZM192 108V109H191ZM198 108V109H197ZM218 108H219V110H218ZM223 108V109H222ZM231 108V107H230ZM233 108V107H232ZM240 109V108H239ZM258 109V110H257ZM35 110L37 111V107L35 108ZM191 110L192 112H189V111ZM198 110V111H197ZM35 111V114H37L38 112H36ZM196 112V114H195V112ZM223 111H227L228 112V115H227V113L225 114V112L224 113H222ZM262 111H264V109L262 110ZM182 112V114L180 115L179 113H181ZM186 112H188V113H186ZM212 112V113H211ZM210 113H211V115H210ZM225 114V118L223 117V115ZM176 114L178 115L179 114V116H176ZM189 114V115H188ZM213 115V116H212ZM194 116H195V118H194ZM231 116V117H232ZM33 117H35V120H34V129H32L34 132H33V134H34V136H35V139H34V141H36V142H34V146H36V148L37 147H39L40 149L41 148H43V146H41V145H47V147H45L44 146V149L43 150H45L46 148H47V150L48 151H52V152H58V151H69L68 149H70L71 151H74L75 150V148H76V150H79V148H77V147H80L81 149L82 148H84V145H83V139L81 138L82 137V133H83V129L81 128V126L78 124V123H76V125H74L73 127H72V129L69 131V132H71L70 133V135H71V137H70V139H63L61 136L62 135H64V134H67V135H69L68 134V131L67 130H62V129H58V127H57V123H55V119H54V117L53 116H50V117H47V118H44L43 116H39L38 114L37 115H35V116H33ZM212 118H213V120H212ZM112 119V118H111ZM209 119L210 120H212V122L211 121H209ZM207 121V122H206ZM215 121V122H214ZM95 123V121H94V119H92L91 120V123ZM211 124V126H210V124ZM214 122V123H213ZM96 124V123H95ZM214 124V125H213ZM91 125V124H90ZM80 126V127H79ZM91 128H92V125L90 126ZM116 127V125L114 124V133H116V134H118V132H119V130L118 129H116L115 128ZM217 128V129H216ZM93 130V129H92ZM212 130H215L214 132H212ZM218 134V133H217ZM65 144V145H64ZM70 145H71V147H70ZM82 146V147H81ZM35 148V147H34ZM72 148V149H71ZM39 150V149H38ZM82 150H84V149H82ZM155 152H156V150H154Z\"/></svg>",
    "mask_w": 264,
    "mask_h": 264
}]
</instances>
